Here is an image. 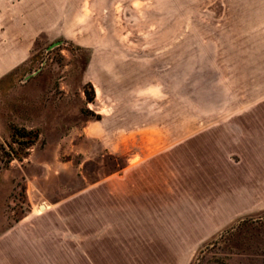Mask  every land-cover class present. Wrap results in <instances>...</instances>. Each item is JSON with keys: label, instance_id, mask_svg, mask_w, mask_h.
I'll use <instances>...</instances> for the list:
<instances>
[{"label": "rangeland", "instance_id": "1", "mask_svg": "<svg viewBox=\"0 0 264 264\" xmlns=\"http://www.w3.org/2000/svg\"><path fill=\"white\" fill-rule=\"evenodd\" d=\"M7 51L23 57L0 63V264L7 248L37 246L38 233L75 229L70 216L83 204L71 201L133 198L132 176H118L126 156L88 136L87 121L135 123V107L151 101L158 130L172 118L184 139L181 123L196 133L200 106L227 89L264 106V0H0V58ZM105 55L125 70L103 78L93 62ZM108 130L136 139L140 128ZM196 179L182 176L171 192L167 234L133 233L110 214L120 239L102 264H264V164L222 169L209 192ZM89 221L101 231L100 214Z\"/></svg>", "mask_w": 264, "mask_h": 264}, {"label": "crops", "instance_id": "2", "mask_svg": "<svg viewBox=\"0 0 264 264\" xmlns=\"http://www.w3.org/2000/svg\"><path fill=\"white\" fill-rule=\"evenodd\" d=\"M6 40L13 41V36L7 35ZM22 57L23 54L16 56L12 51H7L0 58V63H17ZM120 60V56L105 55L93 63L100 65L96 69L104 78L105 75H115L125 70ZM148 92L152 94L150 90ZM225 95V100L220 103L208 100L200 106L196 133L191 132L195 128L194 123H181V134L188 135L184 139H174L172 118L169 121L166 119L165 125H160L164 130H158V115L152 112L151 101L149 109L145 105L144 109L141 106L138 108V105L135 107V123H123L125 116L121 114H102L98 123L100 127H90L87 121L85 128L88 136L102 139L104 147L113 154L126 156L118 176L119 180L132 176L133 183L124 185V191H132L133 198L71 201L83 204L75 205L80 210L75 217L70 216L71 225L76 219L75 229L71 226L69 231L38 233L37 246L7 248L5 264H102L103 255L117 254V241L120 239L115 230L111 232L110 214L117 215L119 222L120 218L126 219L123 221L125 228L133 233L167 234L173 230V222L169 220L173 215L171 200L174 196L171 192L181 190L175 186L184 182L182 176H198L193 182L204 186L199 191L209 192L213 185L221 182L222 169L236 168L238 163L252 166L254 160H260L263 165L264 106L253 108L252 92L244 96L249 98L247 100L239 99L229 89ZM239 100L245 103L240 105ZM121 127L140 128L137 138L120 139V135H112L108 130ZM211 198L209 195L208 200ZM83 208L86 210H81ZM90 208H101L102 211L93 212ZM99 214L101 231H93L89 220L99 217ZM231 214H237L236 210L229 212ZM160 238L167 239L169 236ZM112 248L116 250L111 252Z\"/></svg>", "mask_w": 264, "mask_h": 264}, {"label": "trees", "instance_id": "3", "mask_svg": "<svg viewBox=\"0 0 264 264\" xmlns=\"http://www.w3.org/2000/svg\"><path fill=\"white\" fill-rule=\"evenodd\" d=\"M89 100H92L93 96L88 95ZM15 128V133L18 135H26V134H31V131L25 128H20V127H14ZM34 136H36V133H34ZM26 146H29L34 142L33 137L29 136L27 139L21 140Z\"/></svg>", "mask_w": 264, "mask_h": 264}, {"label": "water", "instance_id": "4", "mask_svg": "<svg viewBox=\"0 0 264 264\" xmlns=\"http://www.w3.org/2000/svg\"><path fill=\"white\" fill-rule=\"evenodd\" d=\"M42 206V205H41ZM43 207V206H42Z\"/></svg>", "mask_w": 264, "mask_h": 264}, {"label": "bare ground", "instance_id": "5", "mask_svg": "<svg viewBox=\"0 0 264 264\" xmlns=\"http://www.w3.org/2000/svg\"><path fill=\"white\" fill-rule=\"evenodd\" d=\"M43 206V205H42Z\"/></svg>", "mask_w": 264, "mask_h": 264}]
</instances>
